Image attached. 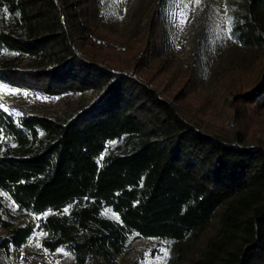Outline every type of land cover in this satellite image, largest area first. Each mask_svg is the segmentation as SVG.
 Here are the masks:
<instances>
[{"label":"trees","instance_id":"obj_1","mask_svg":"<svg viewBox=\"0 0 264 264\" xmlns=\"http://www.w3.org/2000/svg\"><path fill=\"white\" fill-rule=\"evenodd\" d=\"M242 10L233 39L264 51V0ZM102 24L100 0H0V84L96 94L68 120L0 105V191L20 211L50 212L37 225L0 219V251L40 231L76 264H118L135 238L172 248L169 264H264V146L204 130L133 73L87 57ZM152 24L146 61L161 50ZM243 98L264 106V70Z\"/></svg>","mask_w":264,"mask_h":264},{"label":"rangeland","instance_id":"obj_2","mask_svg":"<svg viewBox=\"0 0 264 264\" xmlns=\"http://www.w3.org/2000/svg\"><path fill=\"white\" fill-rule=\"evenodd\" d=\"M246 1L100 0L103 28L88 42L96 46L83 51L103 65L133 73L163 98L176 103L204 130L228 139L241 133L247 145L264 146V106L246 107L243 100L260 83L264 51L244 48L231 34L234 15L243 11ZM151 24L153 36L161 40V50L156 49L146 61ZM19 64L23 68L31 66L27 59ZM95 98L94 92L33 96L0 84L1 106L15 113L58 120L71 119ZM122 145L113 142L109 149H122ZM0 198V219L12 227L37 225L50 214L20 211L1 191ZM8 233L0 222V237ZM43 238L44 234L36 231L22 249L13 247L9 256L0 251V263L76 264L65 251L44 249ZM171 260L172 248L155 240L135 238L118 264H169Z\"/></svg>","mask_w":264,"mask_h":264}]
</instances>
